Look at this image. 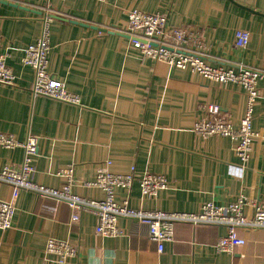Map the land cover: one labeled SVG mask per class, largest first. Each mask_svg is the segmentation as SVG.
Returning <instances> with one entry per match:
<instances>
[{
	"label": "crops",
	"instance_id": "0c3cea01",
	"mask_svg": "<svg viewBox=\"0 0 264 264\" xmlns=\"http://www.w3.org/2000/svg\"><path fill=\"white\" fill-rule=\"evenodd\" d=\"M46 8L115 33L51 20L48 71L66 81L81 106L31 93L34 74L22 60L24 49L41 35ZM135 9L200 32L211 65L264 72V0H0V48L8 51L7 65L17 76V86L0 85V133L20 141L38 136L34 183L59 189L65 184L60 172L73 166L72 191L86 199H104L102 190L84 183L94 181L97 168L109 161L115 174L134 170L132 188L116 191L117 202L128 201L134 209L194 213L206 202L226 206L241 195L264 209V76L253 115L258 137L242 164L231 139L204 138L193 126L208 104H217L238 128L245 90L143 58L129 39L116 34L127 28L128 13ZM239 30L249 33L246 49L234 46ZM23 156L20 148L0 147V169L20 165ZM146 172L169 182L157 198L141 194L139 180ZM11 193L9 184L0 183V200H10ZM246 213L252 216L254 209ZM72 215L63 202L22 191L13 227L0 230V264H59L45 253L49 238L77 248L67 264H264V228L240 230L246 246L226 254L215 247L226 234L224 226L177 222L174 242L159 254L147 226L136 220L120 218L123 235L102 238L95 214L82 211L76 222Z\"/></svg>",
	"mask_w": 264,
	"mask_h": 264
},
{
	"label": "built area",
	"instance_id": "2783aa9c",
	"mask_svg": "<svg viewBox=\"0 0 264 264\" xmlns=\"http://www.w3.org/2000/svg\"><path fill=\"white\" fill-rule=\"evenodd\" d=\"M51 1V0H48ZM65 1V0H63ZM105 3L109 0H96ZM117 1V0H113ZM43 18V29L38 40L24 49L22 66L30 68L34 74L31 93L33 97H46L69 105L81 106L79 95L67 88L66 81L48 71V55L51 50L50 23L51 15H59L46 8ZM43 14V13H42ZM121 33L129 38L132 48L139 51L143 58L164 63L169 68L190 70L206 80L217 84H237L247 97L246 109L240 126L236 128L229 115H225L217 104H208L204 114L196 120L193 132L204 138L224 137L235 143V154L242 164H246L253 150V142L258 137L253 129V115L257 100L260 98L258 82L264 72L243 65H211L207 62L203 37L200 32L168 25L166 15L147 13L135 9L128 13V25ZM249 33L243 30L236 32L234 46L246 49L249 44ZM8 51L0 48V85L17 86V76L7 65ZM40 138L29 135L20 141L14 135L0 133V147L8 150H23V161L20 165H9L0 169V183L9 184L12 189L8 201L0 200V230L13 227L17 212V201L22 191H29L42 197L51 198L68 205L72 211V221L78 220L79 213L91 212L98 218L96 233L102 238H116L123 235L118 227L120 218L136 220L148 228L149 239L156 243L157 252L162 254L167 244L174 242V227L177 222L189 223L192 226L202 224L219 225L226 228V234L216 243L220 253L233 254L238 247L246 246V240L240 230L264 228V209L248 200L244 195L226 206H216L206 202L198 212H163L147 211L132 208L128 201L121 204L116 200V191L129 190L135 181L133 171L128 174H115L111 171V162L106 161L97 168L96 178L85 182L88 188L103 191V200H90L73 193L75 185L74 167L70 166L60 172L65 184L59 189H52L34 183L36 172L34 158L38 155ZM143 198H157L160 192L168 188L167 178L161 174L146 172L139 180ZM253 208L254 213L248 216L246 208ZM45 253L55 258L59 264H67L77 256L75 246L64 240L49 238Z\"/></svg>",
	"mask_w": 264,
	"mask_h": 264
},
{
	"label": "water",
	"instance_id": "95a60500",
	"mask_svg": "<svg viewBox=\"0 0 264 264\" xmlns=\"http://www.w3.org/2000/svg\"><path fill=\"white\" fill-rule=\"evenodd\" d=\"M39 14L41 15L42 13L39 12ZM51 18H52V19H57V20H64V21H68V22H71V23H74V24H79V25H81V26L89 27V28H91V29H93V30H95V31L100 32V33L115 34L114 32H108V31L105 30L104 28H100V27H98V26H90V25L88 26L87 24L79 23V22H77V21H75V20L68 19V18H66V17H64V16H62V15H51ZM116 34H117L118 36H122V37H125V38L129 39L128 36H126V35L123 34V33H116Z\"/></svg>",
	"mask_w": 264,
	"mask_h": 264
}]
</instances>
